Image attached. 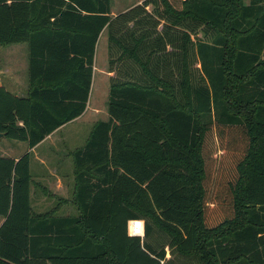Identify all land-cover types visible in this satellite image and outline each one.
Segmentation results:
<instances>
[{
    "label": "trees",
    "instance_id": "trees-1",
    "mask_svg": "<svg viewBox=\"0 0 264 264\" xmlns=\"http://www.w3.org/2000/svg\"><path fill=\"white\" fill-rule=\"evenodd\" d=\"M147 5L0 0L28 79L0 87L4 137L33 147L84 112L105 27L111 72L108 118L71 152L77 215L33 212L28 152L0 156V264H264V0Z\"/></svg>",
    "mask_w": 264,
    "mask_h": 264
},
{
    "label": "crops",
    "instance_id": "crops-1",
    "mask_svg": "<svg viewBox=\"0 0 264 264\" xmlns=\"http://www.w3.org/2000/svg\"><path fill=\"white\" fill-rule=\"evenodd\" d=\"M110 14L112 17L116 16L111 11V7ZM94 60L95 52L89 96L86 108L80 116L61 125L33 147H29L25 141L13 139L2 141L5 138L3 134L0 137V142H2L0 143V156L17 160L22 154L26 152L29 154V172L31 177L29 201L31 209L37 214L47 213L50 216H71L78 213L72 201L74 186L71 156V152L78 147L71 146L70 142L67 141L69 139L68 136L61 138L62 133L60 132L69 123L77 120L87 111L92 81L94 80ZM105 74L108 77L111 75L108 65ZM27 86V45L25 43L0 44V87L15 96H25ZM18 124H21V122H18ZM3 221L4 217L0 216V225Z\"/></svg>",
    "mask_w": 264,
    "mask_h": 264
},
{
    "label": "rangeland",
    "instance_id": "rangeland-1",
    "mask_svg": "<svg viewBox=\"0 0 264 264\" xmlns=\"http://www.w3.org/2000/svg\"><path fill=\"white\" fill-rule=\"evenodd\" d=\"M144 0H111V11L117 15L121 13V11H127L130 8L134 7H141L137 8L136 12H138V16H141L145 11L146 14L151 13L152 6L147 5L143 7ZM127 8V9H126ZM143 8V9H142ZM126 9V10H125ZM142 9V10H141ZM154 19H157L154 17ZM159 23H163L162 21L158 20ZM132 24L130 23L127 28L131 27ZM161 28V24L158 25V29ZM107 28H104L99 35L96 50H95V60H94V80L92 81L91 87V95L89 99V104L87 111L77 120L69 123L60 133H62V137L68 136L69 139L67 141L70 142L71 146L73 147H80L90 129L92 124L97 120H106L108 118L107 112V98H108V86H109V77L105 74V70L107 68V60H108V42H107ZM168 49V48H167ZM264 57V48L261 54ZM164 69H160L159 74L165 73V77H167L171 82L176 80L175 74L176 69L170 64L169 66L163 67ZM173 73V74H172ZM115 76H119L115 73ZM2 141H10L9 138H4ZM2 143V142H0ZM228 157L224 160H219V164L223 167H227L231 163V158L233 155H236V152H228ZM158 239H162L158 237ZM167 238H163L162 241H165L167 244ZM165 244L164 248L167 249V245ZM170 258L169 262L165 264H196L192 259L190 260L179 256L177 253L170 254V251L167 249V255Z\"/></svg>",
    "mask_w": 264,
    "mask_h": 264
},
{
    "label": "water",
    "instance_id": "water-1",
    "mask_svg": "<svg viewBox=\"0 0 264 264\" xmlns=\"http://www.w3.org/2000/svg\"><path fill=\"white\" fill-rule=\"evenodd\" d=\"M2 134H0V137H1Z\"/></svg>",
    "mask_w": 264,
    "mask_h": 264
}]
</instances>
